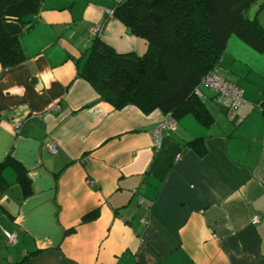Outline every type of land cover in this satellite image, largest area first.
I'll list each match as a JSON object with an SVG mask.
<instances>
[{"label":"crops","instance_id":"0c3cea01","mask_svg":"<svg viewBox=\"0 0 264 264\" xmlns=\"http://www.w3.org/2000/svg\"><path fill=\"white\" fill-rule=\"evenodd\" d=\"M120 1L0 0L24 54L0 63V162L28 179L2 170L0 264H264V52L231 34L216 71L244 102L228 109L207 89L213 122L185 114L156 150L163 112L115 109L78 75L96 26L117 53L145 51L110 13ZM245 16L264 27V0Z\"/></svg>","mask_w":264,"mask_h":264},{"label":"trees","instance_id":"16d2710c","mask_svg":"<svg viewBox=\"0 0 264 264\" xmlns=\"http://www.w3.org/2000/svg\"><path fill=\"white\" fill-rule=\"evenodd\" d=\"M256 1H120L112 15L131 34L146 41L145 51L141 55L117 53L93 37L78 75L115 109L128 104L144 114L159 109L164 116L170 114L175 120L189 113L208 126L213 116L194 91L199 88L203 94V89H210L200 85L201 79L216 70L229 36L234 34L255 51L264 52V27L256 19L245 16L247 8ZM23 59L17 38L7 34L0 24L1 65L14 66ZM188 144L200 156L205 154L201 139ZM6 165L20 171L18 163L9 156L0 162V190L7 186L2 175ZM18 179L22 186L28 185V179L20 172ZM28 192V189L24 191ZM95 216L96 212H91L82 220Z\"/></svg>","mask_w":264,"mask_h":264},{"label":"built area","instance_id":"2783aa9c","mask_svg":"<svg viewBox=\"0 0 264 264\" xmlns=\"http://www.w3.org/2000/svg\"><path fill=\"white\" fill-rule=\"evenodd\" d=\"M98 32V26L94 27L91 30V33L94 35V37L98 35ZM200 85L206 88L213 89V91L217 94L216 97L218 102H220L224 107L228 109L236 110L244 102L242 89L235 84L223 79L218 75L215 69L209 71L206 75L203 76ZM194 94L197 97L202 96V92L199 90V88L195 89ZM175 128L176 120L170 114L165 115L163 120L160 121L151 132L153 138V147L156 150L159 149L161 145L160 139L163 132H165L166 130H175ZM47 147L51 153L56 152L54 143L49 142L47 144ZM257 219V216H255L253 221H256ZM4 235L8 242L14 243L16 241V235L14 233L4 231Z\"/></svg>","mask_w":264,"mask_h":264},{"label":"rangeland","instance_id":"374dc122","mask_svg":"<svg viewBox=\"0 0 264 264\" xmlns=\"http://www.w3.org/2000/svg\"><path fill=\"white\" fill-rule=\"evenodd\" d=\"M252 10L250 9L249 15H251ZM207 89H203V92H205Z\"/></svg>","mask_w":264,"mask_h":264}]
</instances>
